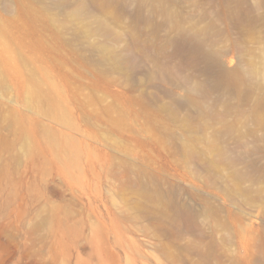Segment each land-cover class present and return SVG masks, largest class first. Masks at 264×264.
<instances>
[{
    "label": "rangeland",
    "instance_id": "obj_1",
    "mask_svg": "<svg viewBox=\"0 0 264 264\" xmlns=\"http://www.w3.org/2000/svg\"><path fill=\"white\" fill-rule=\"evenodd\" d=\"M244 1L240 22L236 0H0L4 81L35 92L0 75V264H264V2ZM163 7L213 21L260 86L212 88L198 116L183 101L208 76Z\"/></svg>",
    "mask_w": 264,
    "mask_h": 264
},
{
    "label": "bare ground",
    "instance_id": "obj_2",
    "mask_svg": "<svg viewBox=\"0 0 264 264\" xmlns=\"http://www.w3.org/2000/svg\"><path fill=\"white\" fill-rule=\"evenodd\" d=\"M91 3H96L98 0H89ZM140 5L148 0H135ZM233 1V0H230ZM264 2V0H262ZM244 0H236V6L233 8V15L238 21L248 20L252 18L253 7L247 6ZM165 13L166 20L176 29L177 36L171 41L175 44L176 49L184 54L185 59L189 62L201 63L202 70L208 76L207 81L195 82L188 85L186 95L184 97L185 105L192 106L196 110V114L200 117L211 112L209 106L205 105L203 98L211 91L212 88H223L229 93L233 92H249L252 89L260 86L256 80V74L251 68H242L238 66L233 69H226L223 65L221 54L210 46V40L214 36V22L209 21L202 27L185 28L180 25L177 15L169 12L165 7L162 8ZM138 21H141L138 18ZM136 38V39H135ZM135 45L132 47L130 54L123 59L130 62L133 59L135 50L139 49V42L135 36ZM8 71V66L5 65L0 69L1 81L5 90L16 88L20 91H28V96H35V92L27 82L17 75L14 80L8 85L5 83V76ZM8 77V76H7ZM30 82V79H27ZM264 85V84H263ZM5 92V91H4ZM53 110L56 112L63 111L61 103L58 101V94L53 87V96L49 99ZM260 106L264 108V96L260 100ZM66 114L61 113V120H66ZM264 121V119H262ZM26 139H28L26 137ZM223 158L229 163H236L242 159L241 156L223 152ZM245 173V172H243ZM240 171L237 176H241Z\"/></svg>",
    "mask_w": 264,
    "mask_h": 264
}]
</instances>
